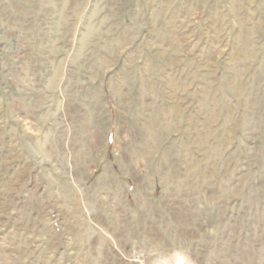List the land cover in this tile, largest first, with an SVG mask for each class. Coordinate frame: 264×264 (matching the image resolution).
<instances>
[{
  "label": "rangeland",
  "instance_id": "374dc122",
  "mask_svg": "<svg viewBox=\"0 0 264 264\" xmlns=\"http://www.w3.org/2000/svg\"><path fill=\"white\" fill-rule=\"evenodd\" d=\"M0 264H264V0H0Z\"/></svg>",
  "mask_w": 264,
  "mask_h": 264
}]
</instances>
